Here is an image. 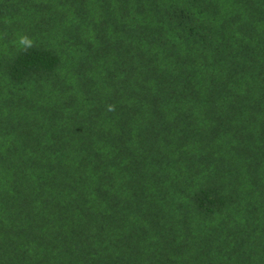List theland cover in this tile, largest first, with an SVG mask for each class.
Returning a JSON list of instances; mask_svg holds the SVG:
<instances>
[{"label":"trees","instance_id":"1","mask_svg":"<svg viewBox=\"0 0 264 264\" xmlns=\"http://www.w3.org/2000/svg\"><path fill=\"white\" fill-rule=\"evenodd\" d=\"M0 264H264V0H0Z\"/></svg>","mask_w":264,"mask_h":264},{"label":"clouds","instance_id":"2","mask_svg":"<svg viewBox=\"0 0 264 264\" xmlns=\"http://www.w3.org/2000/svg\"><path fill=\"white\" fill-rule=\"evenodd\" d=\"M33 41L30 37L24 34H20L16 38V46L20 49L26 50L32 47Z\"/></svg>","mask_w":264,"mask_h":264}]
</instances>
